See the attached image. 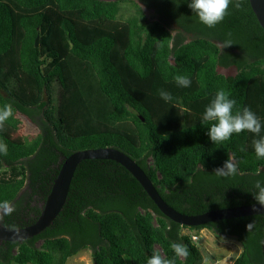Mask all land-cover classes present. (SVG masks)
I'll list each match as a JSON object with an SVG mask.
<instances>
[{
    "label": "trees",
    "instance_id": "obj_1",
    "mask_svg": "<svg viewBox=\"0 0 264 264\" xmlns=\"http://www.w3.org/2000/svg\"><path fill=\"white\" fill-rule=\"evenodd\" d=\"M177 75L190 85L178 86ZM160 89L173 100L163 101ZM218 89L236 101L234 111L250 108L264 135V29L249 0H232L214 28L186 0H0V113L10 111L0 120V222L33 224L64 158L103 147L135 160L183 214L264 202L255 187L264 180V158L254 151L259 135L242 130L222 143L208 136L202 113ZM21 116L42 119L36 136L16 138ZM228 160L236 174H218ZM185 229L236 239L242 255L235 264H264V214L182 226L125 167L89 159L77 167L53 224L23 243L1 244L0 264H67L86 250L94 264H147L154 253L204 264Z\"/></svg>",
    "mask_w": 264,
    "mask_h": 264
},
{
    "label": "water",
    "instance_id": "obj_2",
    "mask_svg": "<svg viewBox=\"0 0 264 264\" xmlns=\"http://www.w3.org/2000/svg\"><path fill=\"white\" fill-rule=\"evenodd\" d=\"M264 29V0H249ZM39 37L36 46H39ZM89 159L112 160L125 167L141 184L159 210L172 221L186 227L203 226L211 222L264 214V202L216 209L198 215L183 214L171 207L160 195L153 181L129 155L114 147L78 150L64 158L51 193L43 204L38 219L31 225L9 228L0 222V245L4 242L23 243L49 228L66 204L75 171L80 163ZM242 253L240 254V256Z\"/></svg>",
    "mask_w": 264,
    "mask_h": 264
},
{
    "label": "clouds",
    "instance_id": "obj_3",
    "mask_svg": "<svg viewBox=\"0 0 264 264\" xmlns=\"http://www.w3.org/2000/svg\"><path fill=\"white\" fill-rule=\"evenodd\" d=\"M188 7L195 13L198 20L208 28H214L228 14L229 5L232 0H186ZM241 7V5H236ZM231 42L226 40L225 44ZM175 82L180 87H188L191 83L189 77L185 75H177ZM159 96L166 103L173 100L170 92L160 89ZM236 101L230 98L224 89H218L214 98L208 103L202 113L204 122H211L208 128V136L214 143H222L230 139L236 133L242 130L250 131L256 135L261 133V119L248 107L242 110L234 111ZM10 115L9 110L0 113V120L6 119ZM254 151L257 158H264V135L254 141ZM226 169V171H225ZM237 166L230 160L225 162L224 168L218 169L217 173L222 175H235ZM264 180H257L255 187L259 188L258 199L264 200ZM173 248L177 255H186V251L179 244H174ZM147 264H175L173 259L165 260L159 254L154 253L147 260Z\"/></svg>",
    "mask_w": 264,
    "mask_h": 264
},
{
    "label": "rangeland",
    "instance_id": "obj_4",
    "mask_svg": "<svg viewBox=\"0 0 264 264\" xmlns=\"http://www.w3.org/2000/svg\"><path fill=\"white\" fill-rule=\"evenodd\" d=\"M121 12L123 18L129 17L132 12L130 4H123V9ZM218 72L226 76H234L238 73V69L236 67H219ZM54 97L57 101L59 97L58 90L55 91ZM21 119V130L15 135L16 138L24 140L36 136L40 131L42 119L37 118L36 122H33L26 116H21ZM183 233L198 236V240L195 242L196 245L202 250L204 264H235V260L242 253L241 244L234 238L219 236L207 229H185ZM67 264H94L91 250L83 251L82 253L69 258Z\"/></svg>",
    "mask_w": 264,
    "mask_h": 264
},
{
    "label": "flooded vegetation",
    "instance_id": "obj_5",
    "mask_svg": "<svg viewBox=\"0 0 264 264\" xmlns=\"http://www.w3.org/2000/svg\"><path fill=\"white\" fill-rule=\"evenodd\" d=\"M145 8V12H146V14H148V15H152V14H154V11L153 10H149V9H147L146 7H144ZM157 18V17H156Z\"/></svg>",
    "mask_w": 264,
    "mask_h": 264
},
{
    "label": "built area",
    "instance_id": "obj_6",
    "mask_svg": "<svg viewBox=\"0 0 264 264\" xmlns=\"http://www.w3.org/2000/svg\"><path fill=\"white\" fill-rule=\"evenodd\" d=\"M192 239H193L194 241H197V240H198V236H197V235H192Z\"/></svg>",
    "mask_w": 264,
    "mask_h": 264
}]
</instances>
